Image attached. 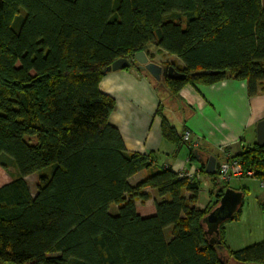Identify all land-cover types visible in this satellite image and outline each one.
Instances as JSON below:
<instances>
[{
	"label": "trees",
	"instance_id": "16d2710c",
	"mask_svg": "<svg viewBox=\"0 0 264 264\" xmlns=\"http://www.w3.org/2000/svg\"><path fill=\"white\" fill-rule=\"evenodd\" d=\"M153 43L186 74L148 75L172 95L226 78L264 91V0H0V166L17 172L0 186V264H264V241L225 242L243 203L208 234L198 180L154 164V153L128 152L109 122L115 100L99 88L103 69L127 57L125 69L145 73L134 54L154 60ZM158 113L163 138L201 160L188 129L161 105ZM231 157L264 179V147ZM36 172L32 194L26 177Z\"/></svg>",
	"mask_w": 264,
	"mask_h": 264
},
{
	"label": "crops",
	"instance_id": "0c3cea01",
	"mask_svg": "<svg viewBox=\"0 0 264 264\" xmlns=\"http://www.w3.org/2000/svg\"><path fill=\"white\" fill-rule=\"evenodd\" d=\"M153 48L149 50L155 53L158 48ZM155 59L161 63L166 61ZM167 61L181 64L177 56ZM160 86L135 68L108 72L99 82L101 91L115 100L109 122L119 130L128 152L154 153V164L171 166L174 171L186 169L197 176L201 187L202 175L198 174L203 161L214 156L220 162L256 144V125L264 119V91L250 95L246 80L226 78L213 84L187 83L176 95ZM160 105L178 131L188 129L190 140L187 142H198L196 153L203 160L189 161L191 150L187 144L177 147L163 138ZM145 175L146 170H141L130 182L136 184ZM234 180L235 189L244 192L243 205L238 218L227 222L224 228L227 246L238 250L264 241V189L256 178ZM145 191L152 194L147 202H153L155 190L146 188ZM196 206L205 207L199 201Z\"/></svg>",
	"mask_w": 264,
	"mask_h": 264
},
{
	"label": "water",
	"instance_id": "95a60500",
	"mask_svg": "<svg viewBox=\"0 0 264 264\" xmlns=\"http://www.w3.org/2000/svg\"><path fill=\"white\" fill-rule=\"evenodd\" d=\"M134 60L138 63V69L151 75L157 81H160L165 75L169 78L184 79L186 74L178 71L174 66L170 65L168 69H164L161 65L153 60L144 50L134 54ZM132 61L127 57H121L114 60L110 65L103 69V73L124 69L130 66ZM256 134L258 146L264 147V119H261L256 125ZM199 158V156H197ZM219 167V161L214 156H210L206 162L205 171L208 174H216ZM244 200V192L242 190L228 187L225 189L219 204L214 207L203 219L207 225V233H219V227L225 221L233 217L234 213L240 208Z\"/></svg>",
	"mask_w": 264,
	"mask_h": 264
},
{
	"label": "rangeland",
	"instance_id": "374dc122",
	"mask_svg": "<svg viewBox=\"0 0 264 264\" xmlns=\"http://www.w3.org/2000/svg\"><path fill=\"white\" fill-rule=\"evenodd\" d=\"M152 47H154L153 49H157L154 43L149 45V49ZM156 57H158L159 60L165 59L167 61V60H173V57H176V56H173L171 54L168 55L162 52L159 53V51L157 50L155 51V58ZM166 61H164L163 63L167 64V62H170V61H167V62ZM160 87L161 89L163 88L162 86ZM16 174H17L16 169L14 168L12 164L9 163L7 167L0 166V186L10 182L14 178V176H16ZM200 174L202 175V181H201V187H200L201 190L199 193L200 198L197 200L195 206L198 204V201H199L201 205L208 207L207 209L211 211L214 207H216L219 204L220 199L226 188L231 187V186L233 188L237 187L236 180H232L230 183L224 184L223 182L219 180L217 176L209 175L205 172V170H201L198 176H201ZM193 177L195 179L197 178V176L194 174H193ZM243 177H247V176H243ZM26 180L29 184V188L32 194H35V192L37 191L38 184H39V174L36 172L31 175H28L26 177ZM151 203L152 202H148V204H151ZM111 210H112V207H111Z\"/></svg>",
	"mask_w": 264,
	"mask_h": 264
},
{
	"label": "built area",
	"instance_id": "2783aa9c",
	"mask_svg": "<svg viewBox=\"0 0 264 264\" xmlns=\"http://www.w3.org/2000/svg\"><path fill=\"white\" fill-rule=\"evenodd\" d=\"M184 140H190V132L187 130L183 134ZM191 145L193 147L198 146L197 141H192ZM167 166V165H165ZM180 177H193V174L186 169L179 171ZM217 177L224 184L230 183L234 179L242 178L243 176L255 178V171L251 169H245L241 162L231 156L226 157L225 159L219 162V167L216 173ZM261 187L264 189V179L259 180Z\"/></svg>",
	"mask_w": 264,
	"mask_h": 264
},
{
	"label": "flooded vegetation",
	"instance_id": "af4514ba",
	"mask_svg": "<svg viewBox=\"0 0 264 264\" xmlns=\"http://www.w3.org/2000/svg\"><path fill=\"white\" fill-rule=\"evenodd\" d=\"M153 61H155L156 63H158L159 65H161L164 69H168V67L170 66V65H168V64H165V63H161V62H157V60L156 59H154Z\"/></svg>",
	"mask_w": 264,
	"mask_h": 264
}]
</instances>
